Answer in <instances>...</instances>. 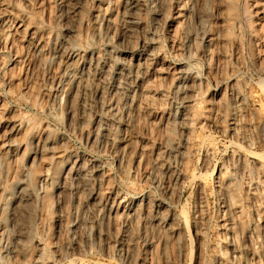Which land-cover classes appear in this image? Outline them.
<instances>
[{"label": "rangeland", "instance_id": "1", "mask_svg": "<svg viewBox=\"0 0 264 264\" xmlns=\"http://www.w3.org/2000/svg\"><path fill=\"white\" fill-rule=\"evenodd\" d=\"M246 1L0 0V264H264Z\"/></svg>", "mask_w": 264, "mask_h": 264}, {"label": "bare ground", "instance_id": "2", "mask_svg": "<svg viewBox=\"0 0 264 264\" xmlns=\"http://www.w3.org/2000/svg\"><path fill=\"white\" fill-rule=\"evenodd\" d=\"M263 3H264V0H262V1L261 0H253V3H249L248 1H246L245 13L250 16L249 17V20H250L249 25H250L251 28L253 27V24L255 23V22L252 21L253 18L251 17V15H252L251 6H252V4H254L255 6H258V5L263 4ZM253 28H256V27H253Z\"/></svg>", "mask_w": 264, "mask_h": 264}]
</instances>
